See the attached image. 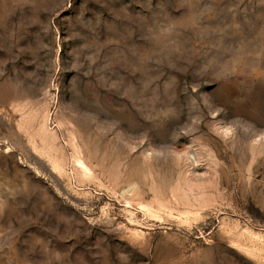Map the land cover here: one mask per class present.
<instances>
[{
    "label": "rangeland",
    "instance_id": "obj_1",
    "mask_svg": "<svg viewBox=\"0 0 264 264\" xmlns=\"http://www.w3.org/2000/svg\"><path fill=\"white\" fill-rule=\"evenodd\" d=\"M0 264H264V0H0Z\"/></svg>",
    "mask_w": 264,
    "mask_h": 264
}]
</instances>
